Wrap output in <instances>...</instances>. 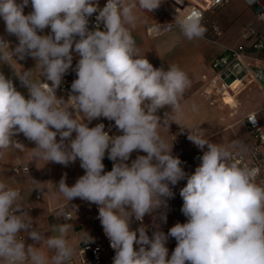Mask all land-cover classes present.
<instances>
[{
	"label": "clouds",
	"instance_id": "obj_1",
	"mask_svg": "<svg viewBox=\"0 0 264 264\" xmlns=\"http://www.w3.org/2000/svg\"><path fill=\"white\" fill-rule=\"evenodd\" d=\"M161 2L107 0L100 8L98 0H31L32 11L25 15L29 0H0L6 31L18 39L13 48L0 38V62L11 67L12 59L31 57L42 77L33 78L32 69L13 70L28 90L26 99L0 72V154L10 147H25L13 138L22 133L35 144L31 161L68 166L78 159L84 175L69 186L65 174L55 183L56 192L69 205L79 198L98 206V219L115 251L113 264H264L260 170L235 161L230 148L187 129L188 140L203 151L199 166L188 174L180 158L172 155L173 142L169 146L158 130L162 126L169 130L168 113L164 112L163 123L157 115L167 108L176 114L173 122L181 131L186 129L178 117L190 87L178 66L156 68L141 56L132 36L137 6L152 13ZM94 13L98 15L93 30L89 18ZM174 27L189 40L202 38L206 31L195 10L177 14L164 26L157 23L151 31L158 36ZM45 29L50 32L44 34ZM73 51L79 55L77 78L65 100L56 91L72 68ZM101 117L114 121L122 134L109 135L103 123L88 126ZM133 152L145 155L128 163ZM106 154L113 161L110 171L103 163ZM23 171L29 174L28 166ZM185 179L179 194L186 222H177L167 235L155 225L150 237L142 223L145 215L167 208V200L174 197L170 185ZM20 199L19 189L0 182V264H70L76 250L69 242L72 225L65 222L70 216L64 207L56 213L64 222L54 224L52 234L46 235L34 227L36 222ZM133 218L141 222L135 230L130 227ZM159 219L166 223V213L161 212ZM25 236L34 243L26 245ZM169 237L177 242L170 257ZM89 242L94 239L85 232L82 243Z\"/></svg>",
	"mask_w": 264,
	"mask_h": 264
},
{
	"label": "crops",
	"instance_id": "obj_2",
	"mask_svg": "<svg viewBox=\"0 0 264 264\" xmlns=\"http://www.w3.org/2000/svg\"><path fill=\"white\" fill-rule=\"evenodd\" d=\"M21 0H17L20 3ZM104 0H98V6L103 7ZM264 3V0H263ZM32 11L31 0L24 8V14L27 15ZM136 15L138 17L136 25L131 28L136 44L140 50V55H146L149 62L156 68L163 67L167 70L168 66L176 65L183 70L189 80L190 87H188L183 95L182 114L178 117L179 122L186 128L183 132L181 126L173 122V117L176 115L170 108L161 109L157 115L160 116V122L163 123L164 112L170 116L168 123L169 130L165 127H160L158 130L164 137L169 146L172 145L175 136L178 133L188 136V130L200 134L202 137L208 139L210 142L230 148L231 151H246L251 145L252 139L246 130L245 116L248 112L255 111L257 119L260 123L264 124V94L262 92V85L258 82L253 83L235 99L232 91H227L229 98L226 99L217 94L216 101L210 102L202 92L205 84L202 76H211L210 62L218 55L223 47H235L239 43H243L242 33L249 26H256L257 29L264 35V20H259L251 7H249L243 0H229L225 5L216 9L210 10L206 13L205 21L201 22L206 29L202 38L189 40L185 38L180 29L177 27L171 32L164 33L160 36L149 38L145 35L144 26L151 19L150 12L136 8ZM216 24L221 30L217 38L219 44L212 43L208 37L212 35L211 26ZM50 32V29H45L44 34ZM10 34L6 31V25L2 18H0V37L8 38ZM246 53L252 66H258L264 69V50L257 51L252 49L250 41H245ZM16 44H11L10 47H15ZM18 62V63H17ZM11 60V67L0 62V72L7 78H11L17 90L21 93L27 90L24 88L20 81L15 77V72H22L24 70L32 69L33 78L41 80L40 70L35 66V61L31 57H26L23 60ZM241 91V89H240ZM239 91V92H240ZM58 97H63L60 93H56ZM235 99V104L229 105L228 102ZM227 104L228 106H226ZM194 106V107H193ZM87 122V121H85ZM99 123L105 125L106 131L111 135L122 134L115 126L114 121H109L106 118H98L92 120L88 126L94 127ZM188 129V130H187ZM75 133H73V138ZM16 141L22 143L25 147L16 148L10 147L2 154H0V182H4L8 187L17 188L20 190L21 199L19 203L26 210L28 209L29 215L36 222L34 227L39 231L45 232L50 235L51 228L56 223H63V217L58 221L56 213L61 207H64L66 212L71 213V218L65 222L72 225L68 233L70 244L77 249L84 243L82 240L85 232L94 239L96 243L101 241V236L98 229V206L90 204L87 201L76 198L70 202V205L62 196L56 192V185L60 179L66 174V183L69 186L74 185L76 180L84 175V169L80 167V161L77 159L75 163H70L64 166L58 163L45 161H31V148L35 147L34 142L29 141L21 133L13 137ZM57 136V140H59ZM207 150L206 148L204 149ZM201 151L194 143L188 138L179 145L173 142L172 155L179 157L182 161L184 171L191 174L195 171L194 164L184 165L183 160L190 157L195 152ZM137 155H145L143 152H133L130 160L135 159ZM262 156L264 157V146L262 148ZM105 171H110L113 167V161L107 158V154L103 160ZM29 165L31 169L29 174L25 172H14V166ZM264 178V172H263ZM186 179L178 182L177 185L171 186L174 197L167 200V208L157 209L153 214L156 216L155 221L153 215H145L143 225L148 223L154 225L164 226L169 224H176L177 222L185 223L186 219L181 218V208L183 200L180 196V189L186 185ZM41 188L43 191L40 193L34 188ZM71 205L75 206L76 212L72 209ZM161 212L166 213V223L159 219ZM141 226V222L135 221L133 218L130 225L132 230ZM26 245L33 244L29 237L25 236ZM176 240L166 244L169 250V257L176 247ZM39 247V244H36ZM75 251V252H76ZM106 264H113V256L107 254L105 256Z\"/></svg>",
	"mask_w": 264,
	"mask_h": 264
},
{
	"label": "built area",
	"instance_id": "obj_3",
	"mask_svg": "<svg viewBox=\"0 0 264 264\" xmlns=\"http://www.w3.org/2000/svg\"><path fill=\"white\" fill-rule=\"evenodd\" d=\"M228 1L229 0H182V2L178 3L177 0H162L160 6L151 13V19L144 26L145 35L149 38L157 37L153 35L151 31V29L156 26L157 23L161 26H164L168 23H171L177 14L183 16L194 10L198 11L201 14V22H203L206 19L207 11L216 10L225 5ZM243 1L253 9L254 14L259 20H264L263 0ZM106 2L107 0H104L103 7L105 6ZM97 15L98 13H94L89 18L90 29H95L97 25ZM99 28L101 30L104 29L103 22L99 23ZM175 28L177 27H174L165 33L171 32ZM211 32L212 35L208 37L209 40L214 44H219L216 37L219 36L221 30L216 24H213L211 26ZM131 33L134 37L132 30ZM3 39L9 42L10 45L18 44V39L14 35H10L8 38ZM242 39L244 40V42L239 43L235 47H223L222 51L218 55H216L210 62L211 76H202L203 80H205V86L202 92L208 99H210L211 103L217 100L215 97L217 94H219V96H222V101H224V93L226 91L233 92L235 89H238L239 87L243 86L244 81H255L260 83L262 85V92L264 94V69L258 66H252L251 62L248 59L249 56L246 53L247 46L245 43V41H250L249 46L252 49L262 51L264 50V35L257 29L256 26H249L242 33ZM78 60L79 55L73 51L72 68H70L68 72L64 75L62 83L56 91V93H60L66 99H68L69 95L71 94L72 82L77 78L74 69L76 64L78 63ZM228 77H230V80H227ZM47 83L50 84L51 82ZM234 84L235 88L233 89L232 85ZM22 94L25 96L26 99L29 96L28 90H25L24 92H22ZM169 118L170 116L168 114L167 120H169ZM253 119L255 120V123L252 122ZM245 121L246 130L250 135L252 142L246 151H233V153L235 154V161L241 164H247L250 167L258 168L260 171L257 177V183L264 185V157L262 156V148L264 146V124L258 121L255 111L248 112L245 116ZM106 132L111 135L109 131ZM186 139L187 137L184 134L178 133L175 136L173 142L175 145H179ZM201 156V152H195L190 155L189 158L184 159L183 164H194L195 167H197L201 162ZM25 166H28L29 170L31 169V166L23 165L14 166L13 171L17 172L16 170H18L17 173L24 172L23 168ZM67 213L71 218V213ZM181 218L186 219L183 214H181ZM174 225L175 224L159 226V230L163 231L167 235L169 229ZM145 226L147 227V234L151 237L152 233L156 230L155 225L152 223H148ZM98 229L101 236V241L96 243L89 242L82 244L75 252V255L70 261V264H106L105 256L108 253L111 254L113 257L115 256V251L110 246V241L105 235L100 221L98 222ZM173 240L174 238L169 237L167 243ZM136 247L138 248V246Z\"/></svg>",
	"mask_w": 264,
	"mask_h": 264
},
{
	"label": "rangeland",
	"instance_id": "obj_4",
	"mask_svg": "<svg viewBox=\"0 0 264 264\" xmlns=\"http://www.w3.org/2000/svg\"><path fill=\"white\" fill-rule=\"evenodd\" d=\"M227 80H230V77H228ZM252 83H253V81L252 82H246V81H244V85L243 86L239 87L238 89H235L233 92H230V91L229 92L230 93H234L235 94L234 98L236 99L240 95V93L242 91H244L245 89H247ZM240 89H241V91H240ZM234 98H233V101L228 102L229 105L235 104V101H234L235 99ZM221 101H222L221 99L218 100V103L219 102L221 103ZM225 105L228 106L227 104H225Z\"/></svg>",
	"mask_w": 264,
	"mask_h": 264
},
{
	"label": "bare ground",
	"instance_id": "obj_5",
	"mask_svg": "<svg viewBox=\"0 0 264 264\" xmlns=\"http://www.w3.org/2000/svg\"><path fill=\"white\" fill-rule=\"evenodd\" d=\"M232 88H233V89L235 88V84L232 85ZM224 97H225L226 99L229 98V95H228V92H227V91L224 93Z\"/></svg>",
	"mask_w": 264,
	"mask_h": 264
}]
</instances>
